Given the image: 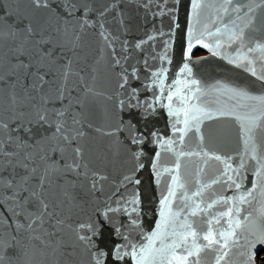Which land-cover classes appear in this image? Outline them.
Wrapping results in <instances>:
<instances>
[{
	"label": "snow or ice",
	"instance_id": "obj_1",
	"mask_svg": "<svg viewBox=\"0 0 264 264\" xmlns=\"http://www.w3.org/2000/svg\"><path fill=\"white\" fill-rule=\"evenodd\" d=\"M0 264H264V0H0Z\"/></svg>",
	"mask_w": 264,
	"mask_h": 264
},
{
	"label": "water",
	"instance_id": "obj_2",
	"mask_svg": "<svg viewBox=\"0 0 264 264\" xmlns=\"http://www.w3.org/2000/svg\"><path fill=\"white\" fill-rule=\"evenodd\" d=\"M94 45L88 49H86L83 53L87 58L86 63H91V59L94 55L93 51ZM201 52V53H199ZM206 57V59L202 60L199 64L194 65V71L198 79H201L207 84H212L216 80H239L246 81L248 79V74L244 72L243 69L236 68L233 65L228 64L226 61L222 60L220 57L212 56L207 50L203 48H198V50L194 51L193 59L197 57ZM177 71L176 64L174 63L171 71L169 72V77L174 78V74ZM161 125L164 123V114H162ZM147 151H152V146H148ZM92 152L96 158L97 166L103 167L111 157L107 153L106 141L101 140L97 142L92 147ZM148 222H153V217L149 215ZM207 259L211 260V255L209 254Z\"/></svg>",
	"mask_w": 264,
	"mask_h": 264
},
{
	"label": "rangeland",
	"instance_id": "obj_3",
	"mask_svg": "<svg viewBox=\"0 0 264 264\" xmlns=\"http://www.w3.org/2000/svg\"><path fill=\"white\" fill-rule=\"evenodd\" d=\"M199 53H201V52H199Z\"/></svg>",
	"mask_w": 264,
	"mask_h": 264
}]
</instances>
